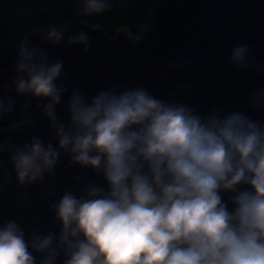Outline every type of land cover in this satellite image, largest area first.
<instances>
[{
    "label": "clouds",
    "instance_id": "1",
    "mask_svg": "<svg viewBox=\"0 0 264 264\" xmlns=\"http://www.w3.org/2000/svg\"><path fill=\"white\" fill-rule=\"evenodd\" d=\"M75 2L91 16L111 10L115 0ZM65 30L49 24L39 32L41 43L88 50L87 34L65 41ZM31 35L17 42L12 84L17 95L46 101L43 114L57 143L39 136L23 144L5 140L0 153L9 154L20 185L54 176L63 152L103 176L107 187L89 183L80 197L65 191L51 205L58 235L26 237L16 221L0 223V264H264V121L239 111L200 115L143 88H111L88 99L74 90L64 123L56 112L68 93L59 82L63 61H50ZM230 61L248 68L249 47L235 46ZM252 101L264 108V88ZM28 107L13 129L31 123ZM14 111L15 101L0 97V120ZM0 169L3 191L11 177L2 161ZM222 193L232 194L231 210Z\"/></svg>",
    "mask_w": 264,
    "mask_h": 264
},
{
    "label": "water",
    "instance_id": "2",
    "mask_svg": "<svg viewBox=\"0 0 264 264\" xmlns=\"http://www.w3.org/2000/svg\"><path fill=\"white\" fill-rule=\"evenodd\" d=\"M63 28L65 41L81 31L87 34L88 50L66 42L42 44L40 31L31 33L30 40L33 46L47 52L50 61H63L59 82L68 88V93L56 112L64 123L69 120L67 105L74 90L88 99L111 88H143L157 99L183 103L200 115L239 111L254 121H264V108H255L252 101L253 93L264 88V72L255 70L256 65L264 66V0H154L138 38L124 30L109 34L81 20ZM17 42L6 46L0 39V97L15 101V111L0 120V143L9 140L23 144L39 136L45 144L55 147V133L43 114L46 101L19 96L14 91ZM237 45L250 49L252 63L248 68L230 61ZM25 103L29 104L26 112L31 123L13 129L14 122L24 119L21 111ZM0 161L11 177L0 191V223L16 221L26 237L33 231L59 234L60 224L51 205L65 191L80 197L89 183L107 187L103 176L71 163V155L63 152L55 175L45 174L43 181L31 185L18 183L8 153H0ZM0 184H4L3 169ZM248 187L241 186L240 190ZM221 195L231 210L232 194Z\"/></svg>",
    "mask_w": 264,
    "mask_h": 264
},
{
    "label": "trees",
    "instance_id": "3",
    "mask_svg": "<svg viewBox=\"0 0 264 264\" xmlns=\"http://www.w3.org/2000/svg\"><path fill=\"white\" fill-rule=\"evenodd\" d=\"M13 1L0 0V39L6 46L14 45L25 35L46 29L49 24L63 28L74 20H81L92 28H102L109 34L124 30L132 38H138L154 0H131L124 6L112 4L111 10L91 16L80 14L79 8L82 6L75 0H66L56 5L41 3L23 18L13 10Z\"/></svg>",
    "mask_w": 264,
    "mask_h": 264
},
{
    "label": "rangeland",
    "instance_id": "4",
    "mask_svg": "<svg viewBox=\"0 0 264 264\" xmlns=\"http://www.w3.org/2000/svg\"><path fill=\"white\" fill-rule=\"evenodd\" d=\"M43 1L45 0H15L11 3V6L13 10H16L17 15L23 18L26 13L38 7ZM130 1L131 0H115L113 4L124 6Z\"/></svg>",
    "mask_w": 264,
    "mask_h": 264
},
{
    "label": "flooded vegetation",
    "instance_id": "5",
    "mask_svg": "<svg viewBox=\"0 0 264 264\" xmlns=\"http://www.w3.org/2000/svg\"><path fill=\"white\" fill-rule=\"evenodd\" d=\"M64 1H66V0H45V1L42 2V4H45V5H56V4L64 2Z\"/></svg>",
    "mask_w": 264,
    "mask_h": 264
}]
</instances>
